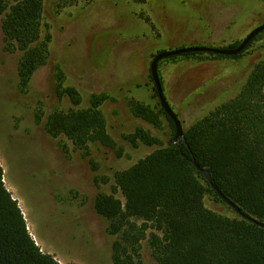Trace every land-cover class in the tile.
Instances as JSON below:
<instances>
[{
    "label": "rangeland",
    "instance_id": "rangeland-1",
    "mask_svg": "<svg viewBox=\"0 0 264 264\" xmlns=\"http://www.w3.org/2000/svg\"><path fill=\"white\" fill-rule=\"evenodd\" d=\"M14 1L8 0L5 12ZM63 2L43 1L40 34L50 37L48 58L34 71L26 91L18 87L22 53L4 48L5 12L0 14V164L4 184L23 215L28 212V231L42 251L63 264H111L115 236L95 210V198L114 193L123 200L115 187V172L167 146L175 133L165 114L160 113V124L154 126L135 117L128 106L133 98L160 110L149 71L153 56L176 48H225L240 42L264 23V0ZM262 61L264 31L236 55L166 57L157 71L164 97L185 130L237 95ZM57 70L63 73V85L79 92L78 108L88 107L92 94L108 96L100 110L115 148L97 142L78 147L66 136L46 131L49 113L72 107L67 97L56 95ZM138 127L159 142L131 145L123 135ZM203 202L212 211L234 215L209 193ZM139 260L156 264L147 239L141 242Z\"/></svg>",
    "mask_w": 264,
    "mask_h": 264
},
{
    "label": "trees",
    "instance_id": "trees-1",
    "mask_svg": "<svg viewBox=\"0 0 264 264\" xmlns=\"http://www.w3.org/2000/svg\"><path fill=\"white\" fill-rule=\"evenodd\" d=\"M43 1L15 0L5 12L8 0H0V14L5 12L1 25L4 48L22 53L17 67L21 91H26L32 74L48 58L50 37L40 34ZM263 31L244 49L260 39ZM180 56L206 59L230 55L186 52L168 58ZM55 77L57 97H67L72 107L49 113L46 131L52 136L64 135L78 147L97 142L115 148L100 110L108 96L92 94L89 106L78 108L79 92L63 85L60 70ZM128 106L135 117L154 126L160 124V113L165 114L175 131L162 107L155 111L133 98ZM183 136L184 140L172 138L167 146L115 172V187L123 200L114 193L96 196L94 208L106 219L108 233L115 236L111 264H140L145 239L156 264H264V227L237 214L192 163L194 158L206 168L222 193L243 212L264 221V61L253 67L237 95L197 119L183 130ZM123 138L134 147L159 142L141 127ZM208 193L226 203L234 215L207 208L203 200ZM0 264H63L42 251L31 236L17 200L4 184L1 164Z\"/></svg>",
    "mask_w": 264,
    "mask_h": 264
},
{
    "label": "water",
    "instance_id": "water-1",
    "mask_svg": "<svg viewBox=\"0 0 264 264\" xmlns=\"http://www.w3.org/2000/svg\"><path fill=\"white\" fill-rule=\"evenodd\" d=\"M262 30H264V23H261L255 26L253 29H251L249 33L233 48H214L210 46H190V47H183V48H176L172 50L162 51L153 56L150 62V65H149V70H150V74H151L153 84H154L159 102L161 104V107L163 108V110L166 112V114L170 117V119L174 123V126H175V133L173 137L174 140H177L179 138H182L184 140L183 129H182L180 120L178 119V117L176 116V114L174 113L172 108L169 106V104L167 103L164 97L162 86H161L160 79L158 76V71H157V64L159 60L169 57V56H173V55H180L186 52H212V53L223 54V55H235V54L240 53L246 47V45L250 42V40ZM192 163L194 164L196 169L204 175L206 180L210 183L211 187L219 194V196L231 208L235 210L237 214H239L241 217L245 219H248L256 223L257 225L261 227H264V221H259L256 218L243 212L237 204H235L232 200H230L228 197H226L222 193V191L216 185L212 176L208 173L206 168L200 166L194 158L192 159Z\"/></svg>",
    "mask_w": 264,
    "mask_h": 264
},
{
    "label": "bare ground",
    "instance_id": "bare-ground-1",
    "mask_svg": "<svg viewBox=\"0 0 264 264\" xmlns=\"http://www.w3.org/2000/svg\"><path fill=\"white\" fill-rule=\"evenodd\" d=\"M5 174H6V172H5ZM5 181V180H4ZM30 214V213H29ZM24 215H25V218L27 219V217H28V212L27 213H24Z\"/></svg>",
    "mask_w": 264,
    "mask_h": 264
}]
</instances>
